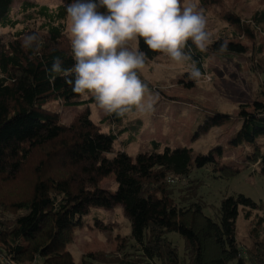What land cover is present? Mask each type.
<instances>
[{"label": "trees", "instance_id": "obj_1", "mask_svg": "<svg viewBox=\"0 0 264 264\" xmlns=\"http://www.w3.org/2000/svg\"><path fill=\"white\" fill-rule=\"evenodd\" d=\"M62 1L59 23L42 27L46 37L28 27L14 33L9 42L0 39V177L17 180L34 154H41L29 196L0 205V264H4L3 258L20 264H264V239L252 235L250 246L237 241L239 210L253 212L256 203L242 194L227 197L221 204L220 219L215 221L205 215L199 199L203 182L196 185L191 177L196 168L209 164L223 179L236 177L239 169L220 165L213 153L195 155L188 147L173 148L157 140L150 141L148 151L136 159L122 148L111 158L114 145L128 130L115 114H107L97 124L87 109L72 127L62 124L57 105L89 108L94 103L91 95L74 93L62 77L47 72L55 57L64 61V67L74 64L71 49L63 46L66 31L60 22L72 0ZM200 1L219 4V0ZM259 1L264 4V0ZM14 2L0 0L4 27L19 24L10 18ZM223 18L232 30L228 37L254 40L262 34L264 10L250 23L233 11H227ZM28 33H38L43 41L40 53L31 60L33 53L22 47ZM228 37L212 45L215 52ZM139 46L149 61L160 55L151 52L142 38ZM228 46L226 54L244 53L242 45L230 42ZM192 50L202 66L207 55L194 46ZM232 142L235 146L250 145L248 164H259L264 174V102H256L252 113H244ZM222 154L219 149L218 155ZM113 175L118 185L114 197L101 186ZM174 181L187 186L180 201L174 197ZM115 201L124 205L132 222L130 243L115 254L91 253L77 263L67 249L75 230L96 229L87 217L93 210L112 208ZM250 216L248 213L247 219ZM99 220L96 214L93 221ZM172 233L183 238V255L169 238Z\"/></svg>", "mask_w": 264, "mask_h": 264}, {"label": "rangeland", "instance_id": "obj_2", "mask_svg": "<svg viewBox=\"0 0 264 264\" xmlns=\"http://www.w3.org/2000/svg\"><path fill=\"white\" fill-rule=\"evenodd\" d=\"M192 2L204 9L215 42L227 38L232 31L223 18L227 11L240 14L250 23L259 11L264 10V4L259 0H219L217 6L203 4L200 0ZM62 6V0H15L10 18L19 24L11 28L0 23V39L9 42L14 33L28 27L38 31L41 37H46L42 27L49 23L57 24ZM24 7L28 9L23 10ZM60 22L66 31V18ZM261 33L254 40L231 36L226 39L228 43L242 45L244 53L240 56L217 55L211 46L207 53H203L207 55L203 65H207L204 71L208 78L200 83L190 79L185 68L162 54L149 61L141 78L159 94L156 110L149 117L122 118L123 127L128 130L116 142L110 154L112 158L122 148L136 159L148 151L150 141L157 140L173 148L188 147L195 155L213 153L220 165L239 169L240 173L236 177L223 179L220 178V172H214V165L209 164L204 168H196L191 177L197 182L196 185L203 182L198 192L199 199L204 204L205 215L215 221H219L221 204L227 197L242 194L256 203L257 208L253 212L244 208L239 210L237 241L241 246H250L252 235L264 239L262 167L259 164H248L250 145H232L242 126L244 113H252L256 102H264V27ZM63 46L70 49L66 32ZM56 107L62 124L69 128L87 109L97 124L107 116L98 108ZM219 149H222V156L218 155ZM33 157L17 180L5 181L0 177V205L11 204L29 196L34 167L41 154L35 153ZM179 183L174 181L171 187H175L174 197L180 201L187 192V186ZM101 186L108 195L114 197L118 188L115 175L104 179ZM248 213L251 216L247 219ZM96 214L101 218L98 223L93 221ZM87 219L93 225L96 224V229H76L73 243L67 246L77 263H81L83 257L91 253H103L106 256L115 254L124 244L130 243L132 222L119 201H115L110 209L93 210ZM169 238L183 255V238L178 233L170 234Z\"/></svg>", "mask_w": 264, "mask_h": 264}, {"label": "clouds", "instance_id": "obj_3", "mask_svg": "<svg viewBox=\"0 0 264 264\" xmlns=\"http://www.w3.org/2000/svg\"><path fill=\"white\" fill-rule=\"evenodd\" d=\"M66 35L74 64L64 67L55 57L47 72L59 75L72 91L91 95L92 108L121 118L149 117L160 99L141 73L149 62L140 49L160 53L186 69L196 83L207 79L194 59L193 46L207 53L215 43L204 9L192 0H72L66 4ZM191 42V44H189ZM38 33L25 34L22 47L33 55L41 51ZM229 51L227 41L217 55Z\"/></svg>", "mask_w": 264, "mask_h": 264}, {"label": "built area", "instance_id": "obj_4", "mask_svg": "<svg viewBox=\"0 0 264 264\" xmlns=\"http://www.w3.org/2000/svg\"><path fill=\"white\" fill-rule=\"evenodd\" d=\"M3 261H4V264H20V263H18V262H16V261H7V260H4V258H3ZM32 264H41V263H39V262H34V263H32Z\"/></svg>", "mask_w": 264, "mask_h": 264}]
</instances>
